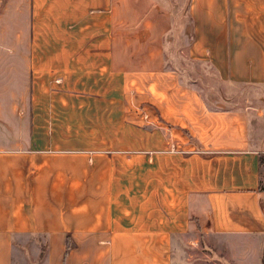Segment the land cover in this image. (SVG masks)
<instances>
[{"label": "crops", "instance_id": "0c3cea01", "mask_svg": "<svg viewBox=\"0 0 264 264\" xmlns=\"http://www.w3.org/2000/svg\"><path fill=\"white\" fill-rule=\"evenodd\" d=\"M185 3L189 59L264 88V0ZM170 29L161 0H0V264H264V110L210 106Z\"/></svg>", "mask_w": 264, "mask_h": 264}, {"label": "rangeland", "instance_id": "374dc122", "mask_svg": "<svg viewBox=\"0 0 264 264\" xmlns=\"http://www.w3.org/2000/svg\"><path fill=\"white\" fill-rule=\"evenodd\" d=\"M161 1L169 9L171 15V29L165 37L167 65L177 69L184 82L193 85L205 95V100L210 106L246 107L249 110L259 109L262 112L264 110V88L224 84L217 80L211 68L189 59L187 47L190 41L191 25L185 9L186 0ZM129 117L130 115L127 114L125 120H128ZM121 121L124 119L121 118ZM69 126L74 129L78 125L69 124ZM63 133L76 134L80 138H86L88 135L95 138L97 135H101V132L97 131L76 132L69 130ZM124 135L125 133L121 132V138H124ZM260 176L261 186L264 187V153L260 155ZM29 253L26 258L15 260L14 264H38V261H35L37 257L34 250Z\"/></svg>", "mask_w": 264, "mask_h": 264}]
</instances>
